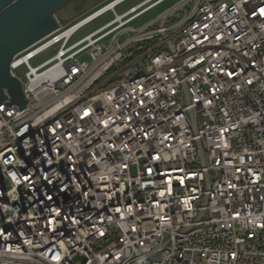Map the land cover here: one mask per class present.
<instances>
[{
    "label": "built area",
    "instance_id": "1",
    "mask_svg": "<svg viewBox=\"0 0 264 264\" xmlns=\"http://www.w3.org/2000/svg\"><path fill=\"white\" fill-rule=\"evenodd\" d=\"M125 1L11 61L27 103H0V264H264V0L140 27L162 0Z\"/></svg>",
    "mask_w": 264,
    "mask_h": 264
},
{
    "label": "water",
    "instance_id": "2",
    "mask_svg": "<svg viewBox=\"0 0 264 264\" xmlns=\"http://www.w3.org/2000/svg\"><path fill=\"white\" fill-rule=\"evenodd\" d=\"M70 0H0V103L25 107L20 78L11 71L15 54L59 27L56 11ZM9 93V98L6 94Z\"/></svg>",
    "mask_w": 264,
    "mask_h": 264
},
{
    "label": "rangeland",
    "instance_id": "3",
    "mask_svg": "<svg viewBox=\"0 0 264 264\" xmlns=\"http://www.w3.org/2000/svg\"><path fill=\"white\" fill-rule=\"evenodd\" d=\"M100 0H70L67 3H65L63 6H61L55 13L56 18L58 21L64 25H67L76 19L80 18L93 8H95L99 4ZM105 1V0H104ZM138 0H126L125 2L119 4L116 9L119 12H122L126 8H128L131 4L135 3ZM178 0H164L160 5L156 6L149 12L145 13L144 15L132 20L129 24L135 27H140L144 24V21L150 17L155 16L156 14H160L161 12L165 11L169 6L174 5ZM114 16L113 11L106 12L99 16L98 18L92 20L82 28H80L73 36L71 41H75L85 34L89 33L90 31L96 29L97 27L101 26L102 24L106 23L108 20H110ZM128 36L127 33H123L120 37V40L125 39ZM111 40V36L105 37L101 42L107 43ZM56 51V47H51L40 54H38L36 57L32 58L30 62L33 65H36L40 63L41 61L45 60L49 56H51ZM84 58H88L84 56ZM125 63V62H124ZM123 63V64H124ZM122 64V65H123ZM25 66H22L17 69V74L20 77L22 81L25 80Z\"/></svg>",
    "mask_w": 264,
    "mask_h": 264
},
{
    "label": "crops",
    "instance_id": "4",
    "mask_svg": "<svg viewBox=\"0 0 264 264\" xmlns=\"http://www.w3.org/2000/svg\"><path fill=\"white\" fill-rule=\"evenodd\" d=\"M139 1H141V0L136 1V2L133 3V4H136V3L139 2ZM163 1H164V0H162V1L159 2V3H157L156 5H154V6L151 7L150 9L146 10L144 13H142V14L139 15V16H137L136 18H138V17L144 15L145 13L149 12L150 10H152L153 8H155L156 6L160 5ZM178 1H179V0H178ZM178 1H177V2H178ZM102 2H104V0H100V1H99V4L102 3ZM99 4H98V5H99ZM131 5H132V4H131ZM131 5H130V6H131ZM171 6H172V5H171ZM169 7H170V6H169ZM160 14H161V13H160ZM158 16H159V14H156L155 16L146 19V20L144 21V23L147 22V21H149V20H153V19L157 18ZM136 18H135V19H136Z\"/></svg>",
    "mask_w": 264,
    "mask_h": 264
}]
</instances>
